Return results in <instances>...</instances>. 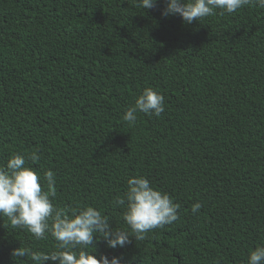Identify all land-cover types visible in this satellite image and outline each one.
I'll list each match as a JSON object with an SVG mask.
<instances>
[{"label":"trees","instance_id":"16d2710c","mask_svg":"<svg viewBox=\"0 0 264 264\" xmlns=\"http://www.w3.org/2000/svg\"><path fill=\"white\" fill-rule=\"evenodd\" d=\"M165 7L0 0V164L38 150L26 165L55 173L56 206H95L126 231L113 200L129 177L179 204V219L144 240L113 249L99 239L97 258L247 264L264 245V8L185 24ZM146 87L164 95L165 111L130 126L122 117ZM55 245L0 218V264H31L15 248Z\"/></svg>","mask_w":264,"mask_h":264},{"label":"clouds","instance_id":"9594fccd","mask_svg":"<svg viewBox=\"0 0 264 264\" xmlns=\"http://www.w3.org/2000/svg\"><path fill=\"white\" fill-rule=\"evenodd\" d=\"M156 0H138V6L151 9ZM254 4L264 8V0H166L162 16L179 15L185 24L220 14L234 13ZM165 111V97L157 90L146 87L129 106L122 117L134 125L137 114L159 118ZM36 163L40 154H14L0 164V218L7 217L13 228L26 229L36 240L51 236L55 249L50 252L18 247L12 250L13 258H27L31 264H121V259L105 255L99 258L96 242L103 238L110 248H123L130 238L144 240L154 229H163L179 219V204L166 192L154 188L146 176L136 175L127 179V190L113 200L123 208L122 219L130 231L110 225L108 215L95 206L82 205L69 212L53 203L57 195L56 175L45 170L43 175L26 161ZM202 205L197 202L192 212L198 213ZM21 259V260H23ZM247 264H264V245L250 250Z\"/></svg>","mask_w":264,"mask_h":264}]
</instances>
